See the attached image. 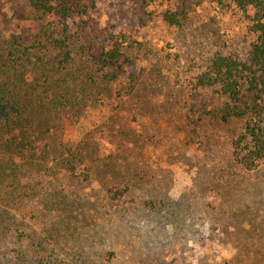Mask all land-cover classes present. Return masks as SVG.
I'll list each match as a JSON object with an SVG mask.
<instances>
[{
    "label": "rangeland",
    "instance_id": "rangeland-1",
    "mask_svg": "<svg viewBox=\"0 0 264 264\" xmlns=\"http://www.w3.org/2000/svg\"><path fill=\"white\" fill-rule=\"evenodd\" d=\"M148 1L101 0L91 16L100 27L126 31L141 44L132 55L145 76L119 113L104 108L103 117L114 115V122L97 130L99 152L123 173L149 175L113 210L96 181L75 186L82 208L71 215L73 226L63 227L66 238L54 234L48 248L61 257L90 259L112 251V264H224L251 254L252 241H261L264 252V166L246 172L230 155L245 122L212 120L208 113L224 100L215 89L192 87L211 55L249 58L253 40L246 24L231 0ZM166 11L182 17L180 27L162 20ZM36 18L27 0H0V46L12 36L29 39ZM62 134L72 142L77 132L66 125ZM228 177L236 184H225ZM150 200L155 210L142 207ZM32 215L29 225L39 234L46 222L39 212ZM0 249L8 257L15 246L5 242Z\"/></svg>",
    "mask_w": 264,
    "mask_h": 264
},
{
    "label": "trees",
    "instance_id": "trees-1",
    "mask_svg": "<svg viewBox=\"0 0 264 264\" xmlns=\"http://www.w3.org/2000/svg\"><path fill=\"white\" fill-rule=\"evenodd\" d=\"M27 2L37 15L35 34L27 40L12 36L0 46V247L15 246L8 257L0 251V264H112V251L93 259L61 257L48 245L54 234L66 238L63 227H72L71 215L82 208L75 186L96 181L101 199L113 210L111 205L130 196L133 185L149 175L117 170L95 140L99 128L114 122V115L102 114L119 113L141 89L145 76L132 55L141 44L126 31L94 21L91 14L101 0ZM231 3L253 40L249 58L211 55L192 87L215 89L224 100L218 111L208 113L212 120L245 122L230 155L235 167L251 172L264 166V0ZM179 18L176 12L162 14L170 27H180ZM66 125L77 132L72 142L63 138ZM121 134L123 141L129 139ZM232 182L234 177L224 181ZM142 207L157 206L150 200ZM38 212L46 224L36 234L29 224ZM250 245L251 254L224 264H264L261 241Z\"/></svg>",
    "mask_w": 264,
    "mask_h": 264
}]
</instances>
